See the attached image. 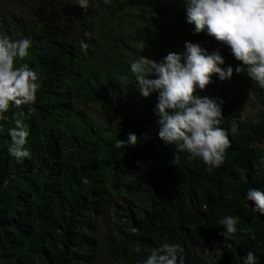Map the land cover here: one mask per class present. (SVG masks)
Returning <instances> with one entry per match:
<instances>
[{
  "label": "rangeland",
  "instance_id": "1",
  "mask_svg": "<svg viewBox=\"0 0 264 264\" xmlns=\"http://www.w3.org/2000/svg\"><path fill=\"white\" fill-rule=\"evenodd\" d=\"M123 1L92 0L87 11L75 4V0H0V31L18 39L32 38V47L39 55L46 54L47 37L59 33L66 41L84 43L81 56L83 70L80 78L68 84L70 92L66 116L56 126L65 134L63 155L77 169H82L96 181L100 192L91 197L83 213L68 222L61 221L63 208L52 211L57 223L53 231L47 227L37 205L42 209L39 186L23 185L26 201L11 204L4 209L14 223L28 227L33 234L48 233L59 241L64 228L70 236L84 237L81 246L72 247V264H87V257L94 249V264H142L149 249L162 243H178L184 248L186 264H239L234 251H255L264 257V228L255 223L250 208L242 202H233L223 189L228 184L244 182V174L234 159L225 156L218 169L221 176L214 180L212 169L200 159L191 161L185 152L174 146H165L158 138L150 139L138 135L135 145L121 147L113 163L107 161L105 151L96 150L92 143L116 144L117 139L126 140L130 127L141 123L142 109L131 103L124 109L126 101L122 91L120 68L129 66L141 57L152 60L155 46L146 40L148 32L155 41L164 39L162 58L169 52L181 53L185 41L199 42L209 51L220 47L225 57L224 46L213 37L194 35L185 20L184 0H140L134 7L118 10ZM84 24V27L82 26ZM241 62L235 60L233 69ZM95 77L99 89L106 86L112 108L98 100L83 101L72 95L82 79ZM227 96L231 100L229 124L253 129L257 134L247 141L248 151L258 173L251 181L255 186L264 184V89L244 74H236L226 80ZM211 90L210 84L205 88ZM150 105L151 120L158 133L159 126L153 109L157 94L146 98ZM223 109V106H222ZM89 123L94 133L82 129V119ZM229 177L230 180H227ZM177 188V193L174 190ZM171 199L163 215L155 224L141 230L136 224L144 220V211L150 212L152 202ZM237 210V212H236ZM243 212L251 223L246 222ZM227 215L238 217V231L227 241H210L211 235L224 231L220 221ZM2 237V236H0ZM7 238L12 239L16 255L6 259L5 264H46L45 257L37 251H28L30 239L17 244L19 234L9 229ZM213 240V239H212ZM90 242L95 243L93 244ZM1 247H7L0 240ZM139 248V252L135 249ZM221 252V253H220ZM26 255L28 260L17 262L16 256Z\"/></svg>",
  "mask_w": 264,
  "mask_h": 264
},
{
  "label": "clouds",
  "instance_id": "2",
  "mask_svg": "<svg viewBox=\"0 0 264 264\" xmlns=\"http://www.w3.org/2000/svg\"><path fill=\"white\" fill-rule=\"evenodd\" d=\"M92 0H75V4L87 11ZM110 4L111 0H103ZM186 23L194 25L193 34L205 33L219 44L226 46L235 60L233 66L225 64L221 48L211 51L201 43L185 41L181 53L169 52L160 62L141 57L130 63L135 74L136 89L147 98L157 94L153 112L159 126L158 138L165 146L187 152L188 159H200L210 169L218 168L230 148L228 132L221 127L223 100L219 97L201 96L212 83L215 75L220 81L236 74H244L264 89V0H184ZM32 38L18 39L0 31V122H7L10 106L20 109L13 113V127L7 129L10 138L7 151L18 162L30 158L27 148L28 125L21 106L35 104L41 87L38 73L27 63L17 65L28 56ZM4 124L0 123V130ZM231 130L235 131V123ZM138 137L129 133L126 140L116 141L118 148L135 145ZM264 166V165H262ZM252 212L264 216V192L249 188L244 196ZM238 217L227 215L221 221L225 246L232 241ZM139 252V248L135 249ZM184 248L178 243H162L149 249L142 264H186ZM221 253V252H220ZM242 264H258L257 256L248 251Z\"/></svg>",
  "mask_w": 264,
  "mask_h": 264
},
{
  "label": "trees",
  "instance_id": "3",
  "mask_svg": "<svg viewBox=\"0 0 264 264\" xmlns=\"http://www.w3.org/2000/svg\"><path fill=\"white\" fill-rule=\"evenodd\" d=\"M140 0L123 1L118 7V10L129 7H134ZM84 27V24H82ZM193 30V26H189ZM202 36H207L201 33ZM146 40L152 41L155 46V53L152 60L160 62L162 60L161 48L165 46L166 41L159 39L155 41L154 38L145 32ZM84 43L77 41H66L59 33H55L47 37L46 54L39 55L35 49L31 47L28 50V56L23 60H18L17 65L27 63L32 69L38 73L41 81V87L37 92V99L35 104L31 106H21L24 110L23 119L28 125L29 136L27 137V148L31 153L30 158H26L23 162H18L14 157H11L7 151L10 138L7 134V129L13 127L12 115L17 113L20 109L10 106L9 112L6 113L9 117L7 122H0L4 124L3 130H0V240H4L7 247H1L0 250V264H5L7 258L16 255L17 249L13 246L12 239L7 238L6 234L9 229H14L18 232L19 237L17 244L23 240L30 239V248L28 251H37L45 257L46 264H72L71 255L69 254L72 247L81 246L85 242L84 237L74 234L72 237L66 228L59 241H56L50 234L38 233L33 234L32 230L25 226L17 225L8 217L4 209L11 204L26 201L25 190L23 185L39 186L41 192V199L44 201L42 209L37 205L35 208L39 210L40 215L44 218L45 223L50 231H53L57 223L52 217V211L57 208H63L64 214L61 215V221L68 226L69 221H73L79 217L83 211L87 209L90 204V199L93 195L100 192L96 186L94 178L89 177L82 169H77L73 164L69 163L63 155L62 142L64 138H68L72 133L65 134L59 130L56 124L59 119L66 116L65 110L68 107L69 90L68 84L75 82L80 78L83 70V59L81 50L84 48ZM226 52V65H235V58L230 54L228 48L224 46ZM120 75L122 79V91L125 94L124 109H128L131 103H138L142 109L141 123L132 125L130 133H135L138 137L144 134L150 139L157 137L156 126L151 120V109L146 98L142 97L136 89L135 74H133L129 66L120 68ZM210 83L211 90H198L201 96H208L209 98H217L223 100L222 115L224 119L222 123L229 124L232 115L229 114L231 108V100L227 96L226 80L220 81L215 75L212 77ZM94 85H99L98 79L90 77L89 79H82L77 83L72 95L85 101L88 97L90 100H98L108 108H112L109 91L106 86L99 89ZM82 119V118H81ZM83 120V119H82ZM82 129L86 132L94 133L91 125L84 120L82 121ZM233 123H230L228 138L230 148L226 152V156L234 159L236 165L243 171L244 182L242 184L234 183L228 184L223 192L233 201L242 202L249 207L252 202H245L244 196L249 188L259 189L264 192V184L257 187L251 184V181L256 179L258 173L256 165L252 162L248 151L247 141L252 139L257 132L253 129H243L235 123V131L231 130ZM92 147L96 150L105 151L107 161L113 163L119 155V150L116 144H109L102 141L100 146L92 143ZM186 156L188 157V153ZM191 161H196L193 159ZM212 175L214 180L218 182L221 172L218 168H212ZM230 180L229 177H226ZM177 188L174 193H177ZM171 199L162 200L159 203L152 202L150 212L144 211V220L138 222L136 226L141 229H148L152 227L155 222L160 219L164 213V209L169 205ZM250 208V207H249ZM252 217L256 224L264 228V216L252 212ZM237 212V210H236ZM242 218L251 223L243 212H240ZM222 233V232H221ZM208 232L205 236L208 240L218 242L223 236L221 234L211 235L212 239L208 238ZM95 246V243L90 242ZM248 251L235 250L234 254L239 262L242 264V258L246 256ZM254 252L257 256L258 264H264V257L259 253ZM17 262L24 263L28 260L27 254L16 256ZM95 254L94 249L87 257V264H94Z\"/></svg>",
  "mask_w": 264,
  "mask_h": 264
}]
</instances>
